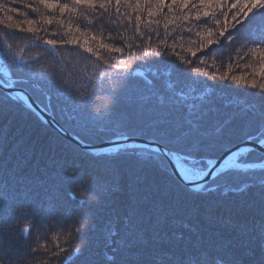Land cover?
I'll list each match as a JSON object with an SVG mask.
<instances>
[{
    "label": "snow or ice",
    "instance_id": "1",
    "mask_svg": "<svg viewBox=\"0 0 264 264\" xmlns=\"http://www.w3.org/2000/svg\"><path fill=\"white\" fill-rule=\"evenodd\" d=\"M70 3L71 7L61 0H34L26 7L33 13H39L41 7L59 9L60 13L91 9L96 14L95 26L115 30L119 20L128 24L141 21L140 13L145 11L152 23L153 7L160 11L164 6L189 9L191 5L196 20L204 19L205 30L203 36L196 33L199 43L187 51L200 64L205 63L201 56L217 61L230 48L237 55L243 50V55L258 56L255 65H245L252 67L251 79L243 75L231 77L237 84L256 91L250 93V99L225 97L216 105L201 77L225 80L227 74L195 66L193 59L176 52L181 63L163 58L153 61L162 63L165 70L149 67L152 79L144 72L136 75L139 65L135 71L128 63L110 65L121 71L116 73L118 83L100 87L99 91L109 97L101 108L96 106L94 94L74 91L63 70L43 66L38 70L35 65L42 56L38 54L33 59L14 52L8 38L0 37V52L4 53V63L0 65V264H45L42 252L49 257L47 264H64L61 252L65 249H48L31 239V232L42 219H55L65 225L71 222L70 235L80 243L67 257L72 264H264V82L257 78L264 80V20L245 27L253 13L264 10V0ZM121 7L125 8L123 13ZM109 8L115 19L108 13ZM12 11L18 12L19 8ZM217 13L223 19L216 18ZM5 15L6 20L0 19L4 30L35 33L36 20L24 21L28 25L24 29L21 24L8 23L12 16ZM191 18L189 10L174 19ZM209 18L215 31L207 27ZM40 20L52 25L55 17L41 15ZM63 27L71 32L73 25ZM75 28L85 35L78 25ZM90 39L98 47L90 46L87 38L81 45L79 37L41 42L53 49L69 44L83 47L105 64L108 61L103 60L101 49L123 54L133 48L132 44H105L95 35ZM222 42L223 47H218ZM143 55L144 63H148L149 56L162 57L156 49ZM227 58L231 60V55ZM97 75L107 78L106 72ZM47 81L55 85V90L46 92L49 104L45 109L52 106L53 95L62 97L60 112L67 123L78 129L74 149L62 147L56 139L26 125L24 110L15 102L23 99L29 89L43 92ZM193 85L199 99H189ZM16 88L20 91L13 95ZM64 96L70 104H65ZM139 97L145 99L138 101ZM153 101L160 114L145 119L139 104L150 107ZM100 131L125 141L129 139L127 133L149 137L148 143L158 147L149 152H129L130 145L117 144L115 149H107L115 151V156L92 154L86 150L87 141ZM10 139L23 148V165L7 162ZM236 140L251 147L233 151L230 145ZM258 150L261 154L255 159L259 162H241L238 156L237 163L261 167L233 166L219 171L223 162L236 153L247 151L251 156ZM45 155L50 167L44 162ZM161 158L169 159L171 172L159 165ZM208 176L215 179L208 183ZM117 197L127 201L124 211ZM29 218L32 222L20 228L17 235L16 222Z\"/></svg>",
    "mask_w": 264,
    "mask_h": 264
},
{
    "label": "trees",
    "instance_id": "2",
    "mask_svg": "<svg viewBox=\"0 0 264 264\" xmlns=\"http://www.w3.org/2000/svg\"><path fill=\"white\" fill-rule=\"evenodd\" d=\"M168 2L170 3L171 0H168ZM28 3H34V0H0V19L6 20V13L7 16H12V20L7 21L8 23L21 24L24 29H27L28 27L24 21L28 19L36 20L37 24L33 25L36 29L35 33H28L27 31L17 32L11 29L4 30L3 27H0V37L8 38V43L12 45V50L14 52H20L22 55L33 59H36L38 54L39 56H42L43 58L38 59V62L35 65L38 70L41 66L44 68H52L57 72L63 70L65 78L72 85L74 91L85 94L91 93L97 97V107L102 108L104 103H106L109 99L106 93L99 91L100 87L102 86L104 88H108L111 84L118 83L116 80V73L121 70L112 69L110 65L128 63L134 71L136 70L137 65H139L138 70L140 72H137L136 75L142 76L145 73L148 76V79H152V75L147 71L149 67H152L153 70L156 68L165 70L162 63L153 64V61H160L161 58H163V60L166 61L171 60L175 63H181L174 55L176 52H179L180 55L184 56L186 59H193L195 66L206 68L209 72L216 71L220 74H227V78L225 80H220L218 78L213 79L211 76L201 77V80L204 81L203 87L211 92V96L215 98L216 105H220L224 101L225 97L238 98L242 100L250 99V93L256 91L244 84H237L231 80V77L243 75L251 79L252 67H245V65H255L258 61V56L243 55V50H240L241 55H237L236 51L230 48L224 56L220 57L217 61L201 56V59H203L205 63L200 64L199 61H195V58L187 51L190 47L195 49L196 44L199 43L196 33L199 32L201 36H203L205 30L204 19L201 18L199 21L196 20L195 9H192L191 5L189 6V9H181L178 6H173L172 9H169L167 6H164L160 11H157L155 7H153L152 23H149V17L145 11L140 13L142 16L141 21L128 24L124 20H119L117 25H115V30H113V28H101L100 26H95L96 14L91 9L80 8L78 12L60 13L59 9H44L41 7L39 13H33L31 9L26 7ZM61 3H69L71 7L70 0H61ZM14 8H19V11L13 12L12 9ZM189 10L192 12V18L190 21L174 19L183 16L184 13ZM124 11L125 8L121 7V12L123 13ZM108 13L112 15L114 19L116 18L111 8L108 9ZM41 15L45 17H55L53 24L47 25L44 21H41ZM216 18L223 19L219 13H217ZM262 20H264V10L257 11L253 13L245 22V27L251 28L253 25L259 24ZM156 21H158V23H156ZM68 23L73 25L71 32L67 31L63 27L64 24ZM76 25L81 28L85 35L82 36L81 32L76 31ZM207 27H213L211 18L208 20ZM189 28H191V32L188 31ZM213 31H215V27H213ZM117 32L119 33V36H117ZM109 33H111V35H109ZM93 35L98 38H103V42L108 45L126 46V44H132L133 48L130 52L126 49L123 54L107 49H101L100 51L103 56V60L108 61V63L105 64L102 60H99L90 53L85 52L83 47L69 44L53 49L51 46L41 42L44 39L71 40L74 37H79L81 45L83 44V40L87 38L89 45L96 48L98 47L97 42L90 39ZM121 37L123 38V42L121 41ZM213 39H216V37L214 36ZM161 40L166 43L161 44ZM33 41H35V43H33ZM218 47H223V42ZM235 47L239 49L238 45ZM153 49L158 50L159 53L162 54V57L149 56L147 58L148 63H144L143 54L145 51ZM228 55H231V60L227 58ZM3 57L4 53L0 52L1 65L4 63ZM229 64H231L230 68ZM99 72H106L107 78L98 76L97 73ZM193 75L196 74L193 73ZM257 78L259 82H264V80H260L259 77ZM141 79L143 78L141 77ZM48 90H55V85L51 81L45 82L43 92L39 89H29V92L37 101L45 106L49 104L46 95ZM63 99L65 104L71 103L66 96H64ZM144 99L145 97H139L138 101ZM189 99H199V96L196 94V85H193L189 90ZM61 100L62 97L58 98L56 95H53L51 101L52 106L48 109L65 127L72 132L77 133L78 129H76L73 124L67 123L65 117L60 112V108L62 107ZM15 102L18 103L24 110L23 121L26 125L31 126L47 138L56 139L60 145L66 149H74L77 147L76 144L45 123L31 108L27 107L19 100ZM211 102L212 101H209V103ZM139 111L143 114L145 119H149L153 115L160 114L159 110L155 107V101H153L152 106L150 107H146L143 103H140ZM127 135L140 136L132 133H127ZM113 137L116 136L100 131L95 138L87 142L99 143ZM238 142H240V140L233 141L230 146ZM10 143L11 147L6 153L7 162L10 164L23 165L25 163L23 159V148L12 142L11 139ZM152 150V148L144 146H131V148L127 151L149 152ZM0 152H2V150H0ZM116 154L117 153L114 151L99 155L115 156ZM260 154V151H257L251 156L248 152L241 153L240 161L247 163L256 162L258 160H256L255 157ZM44 162L48 163L49 167L51 166L47 155L44 156ZM158 163L162 168H166L168 172L172 171L169 161L166 158H161ZM125 166L127 165L125 164ZM259 167L261 166L253 168ZM214 179L215 177H213L208 183H211ZM128 183L129 187H131V175L128 177ZM116 199L121 206V211H124L127 206V201L122 200L120 197H117ZM31 222L32 218L17 221V235H19L20 228L26 227ZM71 232V222L65 225L62 221L57 223L55 219H52L51 221L48 219H42L38 223L37 228L31 232V239L38 241L41 246L46 245L48 249H53L55 251L65 249L66 251L61 252V259L64 261V264H72L67 257L76 247L80 246V243H78V241L70 235ZM41 258L45 261V264H47L49 257L43 255L42 252ZM56 264H60V261H56Z\"/></svg>",
    "mask_w": 264,
    "mask_h": 264
},
{
    "label": "water",
    "instance_id": "3",
    "mask_svg": "<svg viewBox=\"0 0 264 264\" xmlns=\"http://www.w3.org/2000/svg\"><path fill=\"white\" fill-rule=\"evenodd\" d=\"M19 91H20L19 88L14 89L13 95L15 94V92H19ZM29 95L32 98L31 101L29 100ZM19 101L23 102L28 107H30L32 110H34L49 126H51L53 129L58 131L61 135H63L64 137H66L67 139H69L70 141H72L73 143H75L77 145V142L75 139L76 134L71 132L69 129H67L48 109H45V107L42 104H40L33 97V95L30 92H28L27 95H24L23 99H20ZM61 129H63V130L61 131ZM128 136H129V139H127L126 141L121 140L118 137H113V138H110L108 140H105V141L97 143V144H92V143L87 142L88 148L86 150L92 154H102V153L108 152L107 149H111L112 147L116 148L117 144L147 146V147H151L152 149H155L156 147H158V145H156V144L148 143V140L150 138L141 137V136H130V135H128ZM230 147L232 148L233 151H236L237 148H247V147H251V146L245 145L242 141H240V142H238V143H236ZM172 159L174 160L175 158L173 157ZM167 160L169 161V159H167ZM225 161L223 162V165L221 166V168L224 166ZM169 164L171 166L170 161H169ZM237 164L238 163H235L233 165H237ZM233 165H231V166H233ZM171 168H172V166H171ZM172 170H173V168H172ZM212 177L213 176H208L207 182H209L212 179ZM196 179L200 182H205L204 178H202V177H197Z\"/></svg>",
    "mask_w": 264,
    "mask_h": 264
},
{
    "label": "bare ground",
    "instance_id": "4",
    "mask_svg": "<svg viewBox=\"0 0 264 264\" xmlns=\"http://www.w3.org/2000/svg\"><path fill=\"white\" fill-rule=\"evenodd\" d=\"M240 153H236L235 155L229 157L226 161H225V164L224 166H230V165H233L235 163H237V157ZM183 171V170H182Z\"/></svg>",
    "mask_w": 264,
    "mask_h": 264
},
{
    "label": "rangeland",
    "instance_id": "5",
    "mask_svg": "<svg viewBox=\"0 0 264 264\" xmlns=\"http://www.w3.org/2000/svg\"><path fill=\"white\" fill-rule=\"evenodd\" d=\"M0 65H1V62H0ZM238 156H240V154ZM256 162H259V161H256ZM248 163H254V162H248ZM250 165H259V164H250ZM260 166H262V165H260ZM226 167H228V166H226ZM249 167L253 168V167H256V166H248V168Z\"/></svg>",
    "mask_w": 264,
    "mask_h": 264
}]
</instances>
